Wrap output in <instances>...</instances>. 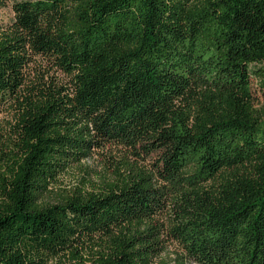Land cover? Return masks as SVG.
<instances>
[{"label": "trees", "instance_id": "obj_1", "mask_svg": "<svg viewBox=\"0 0 264 264\" xmlns=\"http://www.w3.org/2000/svg\"><path fill=\"white\" fill-rule=\"evenodd\" d=\"M12 11L0 25V106L18 102L0 156V264L86 245L92 264H150L168 201L164 232L184 257L264 264V119L252 91L253 76L264 87V0H17ZM33 55L69 87L18 101ZM107 145L153 158L152 169L41 203L61 171Z\"/></svg>", "mask_w": 264, "mask_h": 264}, {"label": "rangeland", "instance_id": "obj_2", "mask_svg": "<svg viewBox=\"0 0 264 264\" xmlns=\"http://www.w3.org/2000/svg\"><path fill=\"white\" fill-rule=\"evenodd\" d=\"M17 0H0V25L9 23L13 19L12 4ZM259 66H256L258 68ZM264 67V63L261 65ZM261 77H252V91L257 99V109L264 119V87L260 84ZM69 87V77L55 68L51 62L41 56L33 55L25 67L23 86L18 101L23 96L37 93L39 89ZM18 102L7 100L0 106V156L1 151H7L6 144L11 136L10 128L14 124ZM153 158L144 160L128 153V150L114 145H107L104 149L92 150L90 154L77 162L71 163L50 182L46 191L40 197L42 204L56 203L60 195H72L81 190L83 195L96 191L105 181H112L117 173L126 174L136 169H152ZM127 163V164H125ZM116 169V171H115ZM130 169V170H129ZM157 184H160L158 182ZM174 215V207L171 201L165 204L154 225L163 229L164 247L155 255L150 264H195L184 257L178 245L170 240L164 232L169 226ZM96 248L86 245L79 246L75 253L68 249L46 260L45 264H92Z\"/></svg>", "mask_w": 264, "mask_h": 264}]
</instances>
